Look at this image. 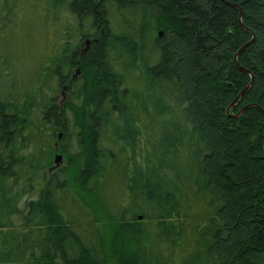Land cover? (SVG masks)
Masks as SVG:
<instances>
[{
    "label": "trees",
    "instance_id": "obj_1",
    "mask_svg": "<svg viewBox=\"0 0 264 264\" xmlns=\"http://www.w3.org/2000/svg\"><path fill=\"white\" fill-rule=\"evenodd\" d=\"M29 1L42 55L0 53V264H264V0H0V31Z\"/></svg>",
    "mask_w": 264,
    "mask_h": 264
},
{
    "label": "rangeland",
    "instance_id": "obj_2",
    "mask_svg": "<svg viewBox=\"0 0 264 264\" xmlns=\"http://www.w3.org/2000/svg\"><path fill=\"white\" fill-rule=\"evenodd\" d=\"M33 1H29L26 2V4H24V7H22L21 12H19L18 14L15 13H11L8 16H6V21L3 23L2 27H1V31H0V53H2L4 56L6 54V51L8 49V45L10 43V45L16 46V49L14 50V59H15V63L19 64L21 62H23V60L25 61L24 63L27 64V62H29L31 59L37 58L39 55H42L43 50V44H44V40H41V33H43V30L40 31V29L37 31V27L34 26V24L30 25L32 22V19H34V12H33ZM37 14H41L42 9L39 6L37 8V10H34ZM2 14L5 16L6 15V11L2 12ZM24 16L28 17V23L26 24H22L21 23V18H23ZM38 16V15H37ZM52 27L53 25L50 23V25H48V32L52 35ZM39 32V34H38ZM149 35L151 36H156L157 32H151L149 33ZM42 49H39V48ZM39 49V50H38ZM22 60V61H21ZM31 62V61H30ZM32 63H30L27 66H24L25 68L31 67ZM240 68V67H239ZM8 71V70H5ZM9 73H7V79L3 76V82L9 81L12 82V78L16 79V75L13 73H11L10 71H8ZM17 83L19 84V80L16 79ZM249 85V84H248ZM247 87V85H246ZM245 87V88H246ZM244 88V89H245ZM238 96H236L235 100L237 99ZM66 99V94H60L59 95V101L64 102ZM234 102L229 105V107L227 108V114L229 116H234L231 113V109L232 107L237 103ZM234 104V105H233ZM243 109V108H242ZM242 109L240 110V112L235 115V117H238L243 111ZM58 155H61L62 158L61 160L56 163V157ZM52 163L54 166H58V167H62V166H66L67 165V160L66 157L63 155V153H61L60 151H57L54 155H53V159H52ZM68 167V165H67ZM69 176L71 181L75 183L76 189L82 194V196L87 199L89 202L96 204L97 203V198L94 194H90L87 192H84L77 179H76V175L75 172L72 171V169L69 168ZM95 201V202H94ZM101 215H103L102 213H100ZM110 231V230H109ZM107 236L109 237V234H107ZM58 262H60V260L58 259Z\"/></svg>",
    "mask_w": 264,
    "mask_h": 264
},
{
    "label": "water",
    "instance_id": "obj_3",
    "mask_svg": "<svg viewBox=\"0 0 264 264\" xmlns=\"http://www.w3.org/2000/svg\"><path fill=\"white\" fill-rule=\"evenodd\" d=\"M160 35H162V32H160ZM253 40V39H252ZM252 40L251 41H249L248 43H246L245 45H243V47L239 50V52L236 54V56H235V61H236V63H237V56H238V54L247 46V45H249L251 42H252ZM89 43H90V40H87L86 41V44H87V47L85 48V50L89 47ZM239 67L242 69V70H245V71H247L245 68H243V67H241L240 65H239ZM251 77H252V80H251V82L249 83V85H247V87L245 88V89H243L241 92H240V96H242L250 87H251V85H252V82H253V78H254V76H253V74L251 73ZM234 105V104H233ZM249 106H251V105H248V106H246V107H244L243 109H242V111H244L245 110V108H247V107H249ZM254 106H256V105H254ZM61 158H62V156L61 155H58L57 157H56V163H58L60 160H61Z\"/></svg>",
    "mask_w": 264,
    "mask_h": 264
}]
</instances>
